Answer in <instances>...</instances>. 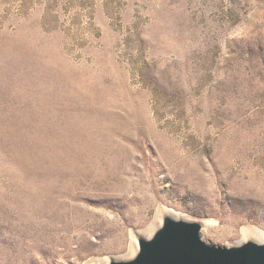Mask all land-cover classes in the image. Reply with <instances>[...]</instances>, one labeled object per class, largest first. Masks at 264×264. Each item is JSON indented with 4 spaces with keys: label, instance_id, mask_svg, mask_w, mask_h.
<instances>
[{
    "label": "rangeland",
    "instance_id": "374dc122",
    "mask_svg": "<svg viewBox=\"0 0 264 264\" xmlns=\"http://www.w3.org/2000/svg\"><path fill=\"white\" fill-rule=\"evenodd\" d=\"M163 207L264 232V0H0V264H103Z\"/></svg>",
    "mask_w": 264,
    "mask_h": 264
},
{
    "label": "water",
    "instance_id": "95a60500",
    "mask_svg": "<svg viewBox=\"0 0 264 264\" xmlns=\"http://www.w3.org/2000/svg\"><path fill=\"white\" fill-rule=\"evenodd\" d=\"M202 223L166 212L147 235L134 234L135 249L127 257L104 264H264V242L248 238L214 244L201 237Z\"/></svg>",
    "mask_w": 264,
    "mask_h": 264
},
{
    "label": "bare ground",
    "instance_id": "6f19581e",
    "mask_svg": "<svg viewBox=\"0 0 264 264\" xmlns=\"http://www.w3.org/2000/svg\"><path fill=\"white\" fill-rule=\"evenodd\" d=\"M162 212H166V213L172 215L171 212H170V210L167 209V208H164V207L160 209L159 216H160V214ZM172 216H174V215H172ZM174 217H182V216H174ZM199 221L202 223L203 228L204 227H209L211 224H213L211 221L209 222L208 220L207 221H201V220H199ZM152 229L153 228H150L149 229V232ZM210 231H213L219 237L226 236V233H227L224 229L218 228V227L217 228L216 227L215 228H210ZM240 232H241L240 237L237 239V241H233V243H238V242L244 241V240H246L248 238H251V239H254V240H258V241L264 242V232L261 231V230H259V229H257V228H255V227H252V226H244V227H242V229H241ZM201 237H202V235H201ZM134 249H135V243L130 246V248L128 249L127 254L125 256H123V257H127L128 255H130L133 252ZM84 264H93V263L91 261H86V262H84Z\"/></svg>",
    "mask_w": 264,
    "mask_h": 264
}]
</instances>
